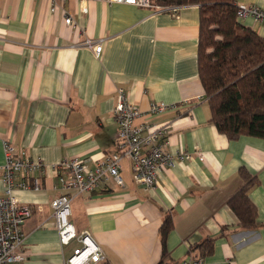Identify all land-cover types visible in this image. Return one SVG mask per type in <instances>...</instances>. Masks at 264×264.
<instances>
[{
    "label": "crops",
    "instance_id": "0c3cea01",
    "mask_svg": "<svg viewBox=\"0 0 264 264\" xmlns=\"http://www.w3.org/2000/svg\"><path fill=\"white\" fill-rule=\"evenodd\" d=\"M0 0V198L4 144L26 151L47 168L34 176L38 191L16 189L34 214L23 226L25 261L64 264L71 248L59 240L52 202L71 197V222L88 231L103 249L101 264H183L191 247L214 239L204 264H264V139L230 140L211 123V108L199 67L200 8L181 6L178 14L107 0ZM264 11V0H236ZM71 16L74 25H67ZM264 38V22L241 21ZM104 41L97 59L81 46ZM123 90L142 113L136 124L167 126V151H200L158 173L156 189L133 182L124 159L123 186L113 179L92 193L56 189L51 166L82 159L94 167L118 150L114 110ZM205 97L206 100H200ZM190 107L160 116L152 103ZM257 179L249 196L257 225L243 229L229 207L245 184L240 170ZM21 177H19L20 179ZM32 181V177L28 178ZM170 216L166 239L161 228Z\"/></svg>",
    "mask_w": 264,
    "mask_h": 264
},
{
    "label": "built area",
    "instance_id": "2783aa9c",
    "mask_svg": "<svg viewBox=\"0 0 264 264\" xmlns=\"http://www.w3.org/2000/svg\"><path fill=\"white\" fill-rule=\"evenodd\" d=\"M52 1V11L58 7L57 0ZM68 0H63L66 2ZM81 4L82 12L86 13L84 5L90 0H76ZM110 3H121L140 7H147L157 12H173L178 14L181 6L153 5L151 0H107ZM239 20L253 18L264 22V11L254 6H238ZM67 25H74L72 17L66 18ZM92 49L97 59L104 51V41L87 40L83 45ZM200 100H206L205 97ZM192 104L184 101L179 104L152 103L150 114L160 116L169 112L180 111ZM115 119L119 127L118 150L104 160L91 167L87 161L73 159L50 167L57 177L56 189L63 191L76 190L79 193H92L97 188L113 179L118 186H123L121 177L122 162L127 159L131 163L133 182L147 189H156L158 173L165 168H173L178 162L192 159L200 155V151L173 154L167 151V136L169 128L156 124L137 125V119L142 113L131 104L126 93L118 92V102L114 110ZM5 165L3 166V181L6 185L5 196L0 198V264H18L25 261L23 246L25 234L23 226L32 217L34 210L31 206L22 205L14 195L16 189L38 191L41 182L35 178L36 173H43L47 168L41 161L34 162L26 151L18 150L9 142L4 144ZM19 177H21L19 179ZM32 177V181H29ZM71 202L68 195L57 197L51 204L53 218L59 240L64 248L71 251L65 258L64 264H101L106 255L95 242L88 231L79 232L71 222ZM205 259L194 252H190L183 264H204Z\"/></svg>",
    "mask_w": 264,
    "mask_h": 264
},
{
    "label": "trees",
    "instance_id": "16d2710c",
    "mask_svg": "<svg viewBox=\"0 0 264 264\" xmlns=\"http://www.w3.org/2000/svg\"><path fill=\"white\" fill-rule=\"evenodd\" d=\"M153 5L200 8L199 67L211 108V123L230 140L243 136L264 139V38L238 17L236 0H151ZM244 185L231 197L229 207L243 229L257 225L258 209L249 196L257 179L240 170ZM173 229L170 216L161 228L164 253ZM215 240L193 245L190 252L205 257Z\"/></svg>",
    "mask_w": 264,
    "mask_h": 264
}]
</instances>
